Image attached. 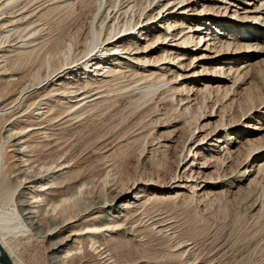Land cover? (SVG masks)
Instances as JSON below:
<instances>
[{"label": "bare ground", "instance_id": "bare-ground-1", "mask_svg": "<svg viewBox=\"0 0 264 264\" xmlns=\"http://www.w3.org/2000/svg\"><path fill=\"white\" fill-rule=\"evenodd\" d=\"M202 1L0 0V248L10 264H152L143 252L145 240L176 231L174 221L152 212L156 204L175 199L189 207L223 184L252 181L264 172V70L255 73L243 58L264 54V0H219L212 9ZM77 11L87 14L85 24L66 45L56 38L52 43L50 20ZM159 16L165 33L154 30ZM253 21L263 30L252 29ZM203 52L211 55L199 56ZM205 61L211 70L203 65L187 74L195 62ZM122 96L138 97L136 111L151 113L152 124L175 114L189 117L174 121L188 133L181 154L188 142L187 156L195 143L200 152L191 161L180 154L170 184L177 178L187 182L172 197L165 196L169 185L147 184L141 177L117 183L113 155L128 145L94 150L102 157L101 176L83 175L69 156L67 133ZM230 108L239 113L238 125ZM261 115L262 122L248 123ZM239 126L245 131L238 132ZM141 134L133 139L155 143L153 134ZM200 157L202 187L187 173ZM241 157L236 177L207 176L209 168L224 172L225 161ZM180 163L184 177L182 170L177 177ZM207 187L213 192L200 194ZM260 204L258 224L264 219ZM189 243L174 242L168 259L203 264L193 259Z\"/></svg>", "mask_w": 264, "mask_h": 264}, {"label": "rangeland", "instance_id": "rangeland-1", "mask_svg": "<svg viewBox=\"0 0 264 264\" xmlns=\"http://www.w3.org/2000/svg\"><path fill=\"white\" fill-rule=\"evenodd\" d=\"M217 1L219 0H206L202 1V3H207L206 6H208L209 9H212L214 6L220 5V3H217ZM82 13L80 14V11L75 12L71 17L74 20H72L70 17L68 18L71 21L61 15L53 17L57 23L53 21L52 18L48 24L50 31L55 33H53L54 35L51 33L53 36L51 38V42L54 38H56L54 39V42L57 41V43L62 39L59 43V46H62L63 43L66 45L72 36L75 35L77 27L83 26L85 24L84 22L86 20L87 14L85 12L84 14L86 15L84 16ZM75 16H77V20ZM195 16L200 17L199 14H196ZM163 21L165 20H161V16H159L155 22L157 27L154 30L165 33V29L161 30L162 26H164L162 25ZM248 25L252 29L254 28L263 30L261 25H259L258 22L256 23V21H253ZM64 26L67 28H63L64 30L60 32L59 28ZM241 30H244V28ZM58 32L64 34L61 35ZM248 35L251 36L250 33ZM62 41L63 43L61 44ZM203 54H206L207 56L211 55L203 52L199 56ZM58 55L59 54L53 55V57H57ZM239 56L241 55H237L232 58L237 59ZM243 58H246L247 62L253 66L252 69L255 73H258L260 70H264V54H258L250 57L243 56ZM203 65H205L207 70H211V67H213L211 66V63L206 61L203 63L195 62L190 68V70L193 71L188 72L187 74L191 75L195 71H200V67ZM198 95V100L201 102L204 97H200V94ZM137 99L138 97L133 99H129L126 96L118 97V99L116 98V101L112 102L110 105L111 109L107 107L103 114L99 112L100 114H96L97 117H95L96 115L92 116L93 118L89 117L84 121L83 125H81L79 129L73 130L70 133L68 132L67 134H69L68 136L71 138L70 139L67 136L68 139H70L67 140V144H69V156L77 160L76 165L82 169L83 175L86 174L85 172H87L88 175L101 176L102 174L100 170L102 167V157L100 154H95L94 150L99 148V146H103L104 151H106L112 149L114 146L117 147L121 145H128L127 147H123L120 150L115 151L113 155L115 169L112 174L117 179V183L122 184L128 181L133 182L141 177L147 184H150L151 182L156 184L157 182V184L164 183L166 186L169 185V191L166 192L165 196L172 197L174 193L182 190L180 188L186 186L184 184H186L187 181H179V178H177L176 181H173V184L170 183L174 178L172 174L176 169V165L180 161V156L183 155L182 160H184V158L187 156L186 148H189L190 146V143L188 142L181 154L182 145L187 140L188 133L185 130L180 129L182 127L181 123L176 124L174 121L179 119L186 121L189 119V117L183 115L181 118V114H175L162 118L160 117V121L157 122L154 118L152 119L154 124H152V116L149 115L151 113L136 111V106L134 103L137 101ZM215 100H213V102L210 104L211 108L214 107ZM218 107L215 106V112L218 110ZM180 109L181 108H179V112H181ZM194 110L193 114L198 117L200 115V111H197V107L194 108ZM230 111V114L232 115L229 116H231V118L234 120V125H236L238 122L239 113L238 111L232 113L231 108ZM203 112H205V110ZM209 112L210 110H208L206 113L208 114ZM156 113L152 115H156ZM158 113L161 115L164 114V112L161 110ZM261 119L262 115L255 117V121H250L248 123L255 125L259 121L262 122ZM202 122L203 121H201L199 124ZM203 125H205V123H203L202 126ZM160 126H166V128H160ZM242 127L241 129H239L240 126L237 127V131H245ZM246 131L248 130L246 129ZM140 132H142V134L139 137L153 134L152 137H155V143H152V140H150L145 145L146 141H143L142 139L135 141L133 138ZM197 135L198 132H196V136ZM261 135L264 137V132H262ZM2 136L3 134L1 128L0 139ZM199 136V139H204L203 134H200ZM219 137L223 138V136ZM239 141L240 139L238 142ZM197 142H200V140ZM195 144L191 146V150L193 149V153L197 152L199 154L200 150H196V147H194ZM160 145L163 147L166 146L167 149L165 150L159 148ZM223 145H226V143H223ZM193 153L190 152L187 156L189 161H191V159L194 157ZM225 157L226 156H224L223 159H225ZM201 159L202 158L200 157V160H195L196 166L193 167L191 172H187L188 175L194 177V182H197L200 187L204 186L203 182H201L204 180V178L199 179L200 176L198 174L201 171H199L200 165L198 164L204 161ZM241 161H244L243 157H241L237 162H229V160H227L224 162V172L221 171V173H218L219 171H216L215 169L219 167L215 166L214 168H209L206 174L207 176L211 175L215 177H217L218 174H221L222 176L224 175L227 177V179L230 177H236V175L233 174V169L240 168L241 166L237 167V165L239 166ZM182 166L183 164L180 163L178 167L179 169L177 168L176 170V173H178L177 177L180 176L181 172L182 177L186 176H183L184 172L181 169ZM186 167L187 166H185V168ZM243 179L244 180H240V183L234 182L236 184H231L229 187L223 184L222 189L218 190L215 195H209L207 200L204 199V197H202L201 200L198 198L193 202V205L189 207H187L180 200L175 199L170 202L162 200L156 204L155 209L152 212H158L159 214L167 217V220L171 222L174 221L176 225V231H174L173 235H166L165 237L160 235L157 236V238L150 236L149 238L151 239H146L145 243H143L146 245H143V252L150 258L149 259L146 257V259L148 261L152 260L154 264H176L174 261L169 260L167 255L174 242H176L178 239H183L186 243L187 241L188 243L190 242L189 244L192 243L191 247L193 248L194 254L193 259L197 258L199 261H201L200 263L203 264L208 263L210 260H215L216 264H264V219L262 221L260 220L259 224L258 222L255 223L254 221V216L258 213L261 207L260 203L264 201V172L259 174V176L252 181L250 177ZM189 181H191V178H189ZM190 184L191 182L187 184L188 188ZM98 188L96 191L100 190V186H98ZM157 188L155 189H160L159 187ZM183 190L188 193L191 191V189L188 191L185 189ZM200 192V194L203 195L202 192L207 194V192L213 191L207 187L203 188V190ZM188 263L191 264L190 261Z\"/></svg>", "mask_w": 264, "mask_h": 264}, {"label": "water", "instance_id": "water-1", "mask_svg": "<svg viewBox=\"0 0 264 264\" xmlns=\"http://www.w3.org/2000/svg\"><path fill=\"white\" fill-rule=\"evenodd\" d=\"M0 264H10V262L8 261L6 255L4 254L1 248H0Z\"/></svg>", "mask_w": 264, "mask_h": 264}]
</instances>
